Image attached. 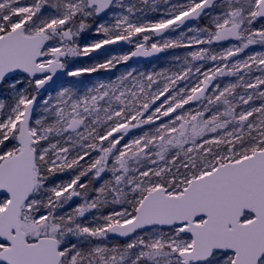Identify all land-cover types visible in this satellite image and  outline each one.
I'll return each mask as SVG.
<instances>
[{
  "label": "snow or ice",
  "instance_id": "6c2138e0",
  "mask_svg": "<svg viewBox=\"0 0 264 264\" xmlns=\"http://www.w3.org/2000/svg\"><path fill=\"white\" fill-rule=\"evenodd\" d=\"M0 264H264V0H0Z\"/></svg>",
  "mask_w": 264,
  "mask_h": 264
},
{
  "label": "rangeland",
  "instance_id": "374dc122",
  "mask_svg": "<svg viewBox=\"0 0 264 264\" xmlns=\"http://www.w3.org/2000/svg\"><path fill=\"white\" fill-rule=\"evenodd\" d=\"M225 46H227V44H225ZM121 47H123L124 50H127V47L128 46H125V45L118 46V47H116V51H120ZM258 50H260V46L259 45H255L251 49H249L248 51H258ZM183 52H184L183 49H177V50H174V51H171L170 50L169 52L164 53V55L159 60H157V61H155L153 63H143V62H133V61H129L128 63H129L130 66H135V67H137V68H139L141 70L160 69L161 67L166 66L167 61L173 55L183 54ZM77 62L78 63H83V64L89 63V61L87 60V58L79 59ZM119 70L120 71H123V67H120ZM97 78H98L97 77V74H92L90 76H85L83 78V80L86 83H90V82L96 80Z\"/></svg>",
  "mask_w": 264,
  "mask_h": 264
},
{
  "label": "water",
  "instance_id": "95a60500",
  "mask_svg": "<svg viewBox=\"0 0 264 264\" xmlns=\"http://www.w3.org/2000/svg\"><path fill=\"white\" fill-rule=\"evenodd\" d=\"M162 54H160L159 56H154V57H148V58H134V61L136 62H143V63H150V62H153L155 61L158 57H160ZM111 239H115L113 237H110ZM120 241H124L123 238H121Z\"/></svg>",
  "mask_w": 264,
  "mask_h": 264
},
{
  "label": "trees",
  "instance_id": "16d2710c",
  "mask_svg": "<svg viewBox=\"0 0 264 264\" xmlns=\"http://www.w3.org/2000/svg\"><path fill=\"white\" fill-rule=\"evenodd\" d=\"M171 51H174V50H171ZM110 240H112V239H110ZM113 242H115V240H113ZM121 243H123L124 241H120Z\"/></svg>",
  "mask_w": 264,
  "mask_h": 264
},
{
  "label": "flooded vegetation",
  "instance_id": "af4514ba",
  "mask_svg": "<svg viewBox=\"0 0 264 264\" xmlns=\"http://www.w3.org/2000/svg\"><path fill=\"white\" fill-rule=\"evenodd\" d=\"M132 61L135 62L134 59Z\"/></svg>",
  "mask_w": 264,
  "mask_h": 264
}]
</instances>
